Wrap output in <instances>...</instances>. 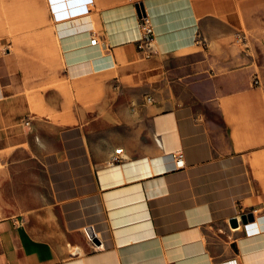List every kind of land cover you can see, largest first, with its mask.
<instances>
[{"label":"crops","instance_id":"crops-1","mask_svg":"<svg viewBox=\"0 0 264 264\" xmlns=\"http://www.w3.org/2000/svg\"><path fill=\"white\" fill-rule=\"evenodd\" d=\"M142 5L0 0V264H264V0Z\"/></svg>","mask_w":264,"mask_h":264},{"label":"built area","instance_id":"built-area-1","mask_svg":"<svg viewBox=\"0 0 264 264\" xmlns=\"http://www.w3.org/2000/svg\"><path fill=\"white\" fill-rule=\"evenodd\" d=\"M132 3L136 6V9L140 10L139 6L142 4L143 0H131ZM139 30L141 33L140 38L137 41V49L138 53L140 54L141 58L143 59H149L156 53V46H155V35L153 32L152 24L149 19L144 13V15H140L139 19ZM96 43V40L93 39L91 41V45H94ZM124 161V157L122 155L121 149H116L112 156L110 157L109 165H119ZM183 155L181 152L176 153L175 155V167L176 169L183 168ZM249 225L243 226V229L245 230L246 235H251L252 232L248 229ZM87 237L92 240L93 233L89 228L85 229Z\"/></svg>","mask_w":264,"mask_h":264},{"label":"water","instance_id":"water-1","mask_svg":"<svg viewBox=\"0 0 264 264\" xmlns=\"http://www.w3.org/2000/svg\"><path fill=\"white\" fill-rule=\"evenodd\" d=\"M139 7L140 10L137 9V12H138V16L140 17L141 14L144 15V8L142 4H140ZM239 220L241 225L246 226L248 224L253 223L255 219L252 213H245L239 217ZM230 224L232 227H237L236 221L234 220H232ZM93 242L97 243V241H93Z\"/></svg>","mask_w":264,"mask_h":264}]
</instances>
